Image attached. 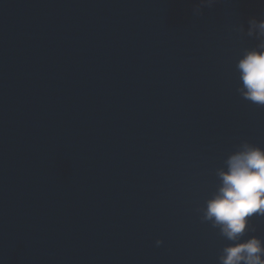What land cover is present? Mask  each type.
<instances>
[{
	"label": "water",
	"instance_id": "1",
	"mask_svg": "<svg viewBox=\"0 0 264 264\" xmlns=\"http://www.w3.org/2000/svg\"><path fill=\"white\" fill-rule=\"evenodd\" d=\"M49 142L65 264H218L197 209L264 107L237 92L264 0H21ZM264 241V217L253 216ZM156 240L163 243L157 247Z\"/></svg>",
	"mask_w": 264,
	"mask_h": 264
},
{
	"label": "clouds",
	"instance_id": "2",
	"mask_svg": "<svg viewBox=\"0 0 264 264\" xmlns=\"http://www.w3.org/2000/svg\"><path fill=\"white\" fill-rule=\"evenodd\" d=\"M216 0H200L193 16ZM247 30L237 31L258 41L252 49H244L235 63L238 73L236 92L257 107H264V19H249ZM218 185L211 198L197 209L202 223H208L229 243L218 256V264H264V241L252 236L242 240L246 232H254L250 218L264 217V149L242 141L216 170ZM163 242L156 240L159 247Z\"/></svg>",
	"mask_w": 264,
	"mask_h": 264
}]
</instances>
